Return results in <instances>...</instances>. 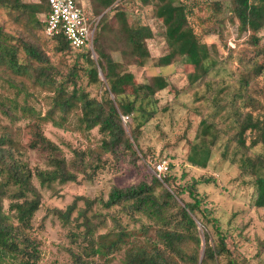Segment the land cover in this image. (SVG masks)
I'll list each match as a JSON object with an SVG mask.
<instances>
[{"label": "trees", "instance_id": "trees-1", "mask_svg": "<svg viewBox=\"0 0 264 264\" xmlns=\"http://www.w3.org/2000/svg\"><path fill=\"white\" fill-rule=\"evenodd\" d=\"M174 1H150L155 8L156 18L160 19L163 26V41L167 52L153 61V65L158 68L166 67L180 59L184 67L190 68L186 74L188 83L194 84L213 74L217 63L209 54L208 47L192 30L189 9L182 3L175 4ZM116 2L117 5L111 7ZM123 2L124 0H89L92 14L98 17V20H91L86 16L95 23L91 45L92 51L97 52L95 61L90 58V51L86 47L79 50L70 48L61 33L47 38L53 42L54 53H76V60H82L83 67L77 71H81L89 83L100 85L98 99L88 97L77 87L75 65L62 76L59 66L52 67L48 58L33 45L22 42L21 37L14 39L7 36L0 28V66H3V70H8L13 76L25 77L32 88L52 91L51 105L43 119L35 116L36 113L25 102L18 105L17 95L13 99L0 98V114L10 123L20 119L29 120L26 125L27 149L41 151L46 157L43 168H31L27 162L13 156L12 152H18L13 138L7 132L0 136V264H36L38 259V245L29 235L33 216L40 204V194L33 181L39 187L51 189L53 185L73 182L76 173L85 172L82 153L75 154L80 159L78 162H67L59 155L57 147L40 133V120L47 121L58 113L60 121L52 124L60 127L66 117L76 110L79 113V128L83 131L97 130L100 135L99 149L103 153L116 155L120 150L119 152L127 153L133 160H138L137 150L140 160L145 159V155L138 148L140 129L157 112L154 95L165 89L166 82L160 76H155L151 82L135 83L132 75L121 68V63L113 61L109 55L99 50V45L103 42L101 30L109 23L102 12L111 7L113 17L119 25L116 39L123 60L131 58L133 65L137 62L142 65L149 60L145 41L152 37L151 30L144 25L128 24ZM142 2L146 3L147 0ZM228 3L230 16L237 22L239 32H249L250 44L255 46L258 38L254 35L264 29V0H228ZM0 8L11 15L15 23H20L23 29L42 32L41 17L45 18L48 14L46 0H0ZM18 48L24 54L22 60L18 57ZM215 53L216 51L212 54ZM247 66V77L242 78L235 88L228 89L223 85L217 91H230V102L239 100L242 107L247 104L245 93L249 82L258 77L264 79V61L259 64L251 61ZM97 69L102 73L103 83L98 79ZM215 77L216 74H213L212 78ZM7 82L16 89L20 86L17 91H24L21 84L18 85L13 80ZM209 84L210 82L205 87ZM121 116L130 118L128 136L124 133ZM232 122L233 127H236L234 141L239 147L244 145L246 133L248 144L245 149L264 147L263 117H252L246 113L239 118L235 116ZM199 126L202 137L200 143H193L188 147L187 158L194 165L198 164L194 159L206 153V142L213 145L217 139V134L211 133V126L205 120H201ZM205 136L209 139H205ZM243 165H246L244 170H249L254 176L255 206L264 208V171L258 173L264 169V155L256 163L243 161ZM90 167L91 165L88 166ZM172 181L171 177L159 180L151 177L148 183L139 182L125 188L112 187L106 200H98L104 211H112L111 214L106 212V217H111L113 226L102 234L95 235L106 217L92 210L94 200L84 199L82 209H77V205L71 203L63 211L55 210L56 219L67 228L69 243L77 244L81 251H69L71 264H214L212 262L216 258L227 254L222 238L218 245L208 244L206 223L204 218L197 216L200 214V201L196 198L194 189L199 181L193 179L180 192L175 191ZM181 192H185L191 202H182L180 205L177 199ZM3 200L8 202L6 210L2 208ZM114 210L117 211V216L122 215L133 223L143 218L148 222L147 226L141 225L145 230L144 235L150 228L154 238L149 236L142 244L132 241L131 246L123 249L127 239L133 235L116 219ZM195 223L203 231L201 260L196 252L200 239L195 234ZM121 250L123 256L115 263L114 255Z\"/></svg>", "mask_w": 264, "mask_h": 264}, {"label": "rangeland", "instance_id": "rangeland-1", "mask_svg": "<svg viewBox=\"0 0 264 264\" xmlns=\"http://www.w3.org/2000/svg\"><path fill=\"white\" fill-rule=\"evenodd\" d=\"M33 1L37 0H30ZM76 1L85 16L98 20L91 12L89 0ZM150 1L143 3L142 0H124L122 6L127 13L128 24L144 25L151 30L152 37L145 41L149 54V60L145 64L139 65L137 62L133 65L131 58L123 60L118 51L120 46L116 38L119 25L110 9L116 6L117 2L102 12L109 23L101 30L103 42L99 45L101 52L109 55L113 61L121 63V68L132 75L133 82H151L155 76H160L166 82L165 89L154 95L157 112L140 129L138 148L142 155H145V159L140 160V154L135 147L133 149L136 150L138 160H133L127 153L119 152L120 150L116 155L103 153L99 149L100 135L97 130L83 131L79 128V113L76 110L66 117L60 127L52 124L60 121L58 113L47 121L40 120V133L57 147L59 155L67 162H78L80 159L75 154L82 153L85 172L76 173L75 181L53 185L51 189L39 187L38 183L33 181L40 194L39 208L33 216L29 232L38 245L36 264H71L69 251L81 253L77 244L69 243L67 228L56 219L55 210L63 211L71 203H75L77 209H82L85 204L83 201L87 199L95 201L92 210L106 217V212L111 214L112 211H104L98 200H106L112 187L125 188L139 182L148 183L151 177L158 180L171 177L177 192L188 186L193 179L199 181L194 189L195 196L200 201L201 215L197 216L204 218L206 223L208 244L218 245L222 238L227 250V254L216 258L212 263L264 264V208L255 206L254 176L249 170H244L246 165H243V161L256 163L258 158L264 155V147L245 149L248 144L247 133L244 135V145L239 147L234 141L236 127H233L232 122L235 116L239 118L241 114L246 113L252 117L264 118V79L258 77L249 82L245 93L248 98L245 107L241 106L239 100L230 102V91L217 92L223 85L228 89L235 88L242 78L247 77L249 62L257 61L259 64L264 61V29L254 35L258 38L254 46L250 44L249 32H239L237 22L230 16L228 0H175V4L182 3L189 9L192 30L208 47L209 54L217 63L213 73L216 74L215 78H212L211 74L203 80L189 84L186 74L190 68L184 67L180 59L166 67L158 68L153 65V61L167 52L163 41V26L160 19L156 18L155 8ZM42 21L41 17V25ZM0 28L7 36L14 39L21 37L22 42L33 45L48 58L52 67L59 66L62 76L66 75L73 65L76 71L83 67L82 60H76V53H54L53 42L41 31L23 29L20 23H15L13 17L1 8ZM211 46L213 49H210ZM17 51L19 59L22 60L24 54L21 48ZM93 51L90 58L95 61L97 52ZM214 51L215 55L212 54ZM97 71L98 79L103 83L102 73L99 69ZM76 73L77 87L88 97L98 99L101 93L100 85L89 83L81 71ZM8 80L21 84L24 91H17L20 86L17 89L9 86ZM209 82V86L205 87ZM15 95L18 105L25 102L40 119H43L51 105L52 91L32 88L28 79L13 76L0 66V98L13 99ZM201 120H205L207 125L210 124V131L217 134V139L213 145L205 140L207 151L194 159L198 162L194 165L187 158L188 147L193 143H200L202 139L199 126ZM28 121L20 119L10 123L0 114V136L7 132L13 138L18 146V152H12L14 157L27 162L31 168H43L45 154L27 149ZM121 122L124 133L128 136L130 118ZM205 139L208 140L209 137L205 136ZM158 164L165 166L166 170L156 172L155 167ZM263 171L264 169H261L258 173ZM177 201L180 205L182 202H191L185 192H181ZM7 205L8 202L3 200V210H6ZM116 214L117 211L114 210L116 219L133 235L127 239L123 249L131 246L132 241L142 244L149 236L154 238L150 228L144 235L145 230L141 225L147 226L148 222L143 218L133 223ZM74 215L73 213L72 216ZM106 218L95 235L112 228L111 217ZM195 225V234L200 239L196 252L200 259L204 244L203 231L198 223ZM122 256L123 250L114 255V262Z\"/></svg>", "mask_w": 264, "mask_h": 264}, {"label": "built area", "instance_id": "built-area-1", "mask_svg": "<svg viewBox=\"0 0 264 264\" xmlns=\"http://www.w3.org/2000/svg\"><path fill=\"white\" fill-rule=\"evenodd\" d=\"M46 3L48 14L42 21L43 35L51 38L61 33L73 50L86 47L91 53L95 23L87 19L78 3L75 0H46ZM120 118L127 119L126 116ZM155 170L161 173L166 167L158 164Z\"/></svg>", "mask_w": 264, "mask_h": 264}, {"label": "water", "instance_id": "water-1", "mask_svg": "<svg viewBox=\"0 0 264 264\" xmlns=\"http://www.w3.org/2000/svg\"><path fill=\"white\" fill-rule=\"evenodd\" d=\"M202 257V256H201ZM200 260H201V258H200Z\"/></svg>", "mask_w": 264, "mask_h": 264}]
</instances>
